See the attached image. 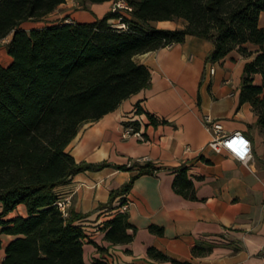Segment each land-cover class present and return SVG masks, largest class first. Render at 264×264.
<instances>
[{
	"label": "trees",
	"instance_id": "obj_1",
	"mask_svg": "<svg viewBox=\"0 0 264 264\" xmlns=\"http://www.w3.org/2000/svg\"><path fill=\"white\" fill-rule=\"evenodd\" d=\"M67 0H0V41L11 35L6 53L11 62L0 65V264H86L83 245L90 243L89 213L57 205L56 189L77 173L113 167L137 172L95 211L111 213L101 229L112 245L132 241L135 227L119 210L135 178L159 169L149 161L131 166L76 162L66 146L79 127L113 111L122 101L150 84L148 68L134 56L181 44L186 36L209 41L205 62H218L231 52L247 61L240 77L239 104L248 103L256 126L264 135V0H126L127 15L110 10L92 22L49 23L46 17ZM86 4L114 0H76ZM182 20V28H158L152 23ZM118 21V22H117ZM42 22L26 29L24 23ZM123 25V26H122ZM259 76V83L255 77ZM199 102V99H198ZM136 112L142 113L136 105ZM152 126L166 123L144 112ZM131 125L137 129V123ZM173 191L196 199L187 167L174 170ZM117 198V203L113 204ZM22 207V214L15 212ZM99 228H96V231ZM130 231V232H129ZM149 231L161 234L150 226ZM9 240L2 245V238ZM210 248L194 245V258ZM146 258L156 264H191L177 261L153 247ZM90 264L118 263L106 257Z\"/></svg>",
	"mask_w": 264,
	"mask_h": 264
},
{
	"label": "crops",
	"instance_id": "obj_2",
	"mask_svg": "<svg viewBox=\"0 0 264 264\" xmlns=\"http://www.w3.org/2000/svg\"><path fill=\"white\" fill-rule=\"evenodd\" d=\"M75 4L76 0H67L50 14L58 13L56 19L50 21L48 15L46 23L60 22L63 16L65 22H92L110 10L111 2L96 9L89 4L91 12L83 10L79 15ZM10 37L0 41V49L5 51L0 60L3 67L11 62L6 53ZM212 49L209 41L186 36L181 44L134 56L135 62L148 68L149 86L98 120L82 124L66 146L76 162L127 166L145 158L159 167L153 174L135 178L127 192V221L135 227L128 244L112 245L104 239L101 226L113 215L95 209L108 200L110 191L136 174L135 167L80 172L56 189L59 198L69 197L68 210L89 213L84 221L91 233V242L83 245L86 264L101 257L118 263L156 264L146 258L149 247L191 264H264V135L255 124L251 106L239 104L240 77L247 60L231 52L218 62H205ZM209 65L215 68L212 75L207 71ZM259 80L256 76L255 81ZM136 105L166 123L150 125L144 112H136ZM205 115L220 122L224 132L239 131L250 140L248 166L207 146L211 134L203 124ZM132 122L137 123L135 130L143 133L145 141L122 137ZM181 166L187 167L193 182L194 200L172 189L174 170ZM18 208L22 214V207ZM150 226L160 228L161 234L150 232ZM194 245L211 252L194 258Z\"/></svg>",
	"mask_w": 264,
	"mask_h": 264
},
{
	"label": "built area",
	"instance_id": "obj_3",
	"mask_svg": "<svg viewBox=\"0 0 264 264\" xmlns=\"http://www.w3.org/2000/svg\"><path fill=\"white\" fill-rule=\"evenodd\" d=\"M132 10V7L126 0H114L111 1L110 11L119 15H127ZM118 22V21H117ZM123 26V25H122ZM2 41V40H1ZM208 74H214L215 68L213 65L208 66ZM203 124L205 129L211 134V139L207 143V146L214 152L225 151L233 159L239 163L248 166L252 159L251 142L250 140L239 131L224 132L222 125L217 120L205 115L203 117ZM133 136L139 141H145L143 133L139 130H135L132 126H127L122 133V137ZM188 147H185L184 151H188ZM147 160L145 158L137 160L138 163H144ZM127 166H131L128 164ZM124 195V201L119 205V210L122 213H127L130 205V200ZM55 204L59 211L66 215L68 212V206L70 205L69 197L59 198ZM264 260V258H262Z\"/></svg>",
	"mask_w": 264,
	"mask_h": 264
},
{
	"label": "rangeland",
	"instance_id": "obj_4",
	"mask_svg": "<svg viewBox=\"0 0 264 264\" xmlns=\"http://www.w3.org/2000/svg\"><path fill=\"white\" fill-rule=\"evenodd\" d=\"M94 9L96 8H101L104 6L103 3H100V4H94ZM86 7L89 9V4H86ZM75 11H78V15L81 14L80 12L82 11L81 10V4H75V6L73 7ZM58 13H55V14H52L50 15L48 18H50V21L56 19L55 18V15H57ZM64 18H66V16H63ZM49 21V20H48ZM184 22L182 20H176V21H168V22H163V23H160V22H154L152 23V25L156 26V27H168V28H176V27H180L182 26ZM41 26L40 23L38 22H27L26 24H24V27L26 29L30 28V27H39ZM5 56V51L3 49H0V60L3 61V58ZM256 83H259V81H255ZM261 133V132H260ZM262 134V133H261ZM21 209L20 208H17V210L15 212H12L9 214L8 217H12L14 216L16 213H20ZM9 240V237H3L2 238V245L5 246V244L7 243V241ZM3 256V249H0V260Z\"/></svg>",
	"mask_w": 264,
	"mask_h": 264
}]
</instances>
